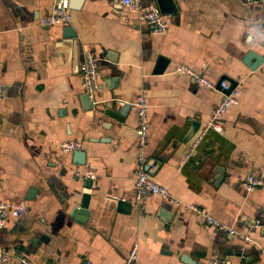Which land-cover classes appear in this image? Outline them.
<instances>
[{"label":"crops","instance_id":"0c3cea01","mask_svg":"<svg viewBox=\"0 0 264 264\" xmlns=\"http://www.w3.org/2000/svg\"><path fill=\"white\" fill-rule=\"evenodd\" d=\"M82 1L70 25L49 26L43 21L54 0H0V80L6 86L0 201L28 206L0 231V251L12 255L8 264H19V256L34 264H123L134 245L137 264H264V187L249 193L245 184L250 173L264 178V63L256 70L244 63L249 53L264 56V2L174 0L168 32L155 35L112 0ZM68 27L75 39L64 38ZM88 50L99 59L92 111L83 108L77 70ZM160 60L163 73L157 72ZM178 65L217 88L176 73ZM220 81L236 83L239 104L223 116L224 133L208 131L186 160L225 98ZM141 90L150 104L152 179L184 204L251 236V243L158 196H149L143 211L133 205V103ZM110 102L117 111L131 105L124 122L105 115ZM66 141L82 143L86 165H75L74 153L61 150ZM88 168L95 175L91 189L77 174ZM84 195L91 196L88 214L74 217ZM110 195L131 203V212H120Z\"/></svg>","mask_w":264,"mask_h":264},{"label":"built area","instance_id":"2783aa9c","mask_svg":"<svg viewBox=\"0 0 264 264\" xmlns=\"http://www.w3.org/2000/svg\"><path fill=\"white\" fill-rule=\"evenodd\" d=\"M120 6L127 9L130 13L135 14L141 23H144L153 34L163 35L168 32L171 25V18L169 15H163L159 6L155 3L145 4L142 0H112ZM246 4H260L264 0H244ZM72 22V10L70 9V0H54L52 13L43 21L44 25L49 26H68ZM176 73L186 75L194 79L195 83L206 89L215 90L217 85L209 79L197 74L195 71L185 65H178ZM80 74L83 81L85 94L94 101L98 92V74H99V59L91 51L85 52L83 63L80 65ZM222 90L225 91V98L216 106L211 120L204 127L202 133L194 140L191 145L190 152L186 156V160L190 159L191 155L199 147L204 139L206 133L210 130L218 133H224L222 119L227 111L239 104L240 91L235 88L231 90V85L225 81L221 83ZM5 84L0 80V102L5 96ZM230 91V93H227ZM120 103V102H119ZM138 116V126L136 134L138 137V155H137V169L134 181V202L133 205L139 210H144L145 200L151 196L161 197L164 201L170 203L172 206L184 209L185 211H192L197 214L204 215L205 221L218 231L226 232L230 235L238 236L244 242H252L249 235H244L236 229L219 222L207 213H204L196 206L186 205L178 198L174 197L169 191L168 187L161 185L154 181L146 169L148 163L146 155V147L149 143L150 136V121L149 99L145 91L141 90L133 103ZM60 148L65 153H74L82 149L80 141H66L61 143ZM78 176L84 179L94 180L95 175L91 168H88L85 173H77ZM246 190L250 193L257 189L264 187V178L255 174H249L245 180ZM112 198L119 201H124L119 197L110 195ZM28 212V206L25 202L20 203H5L0 201V231H2L9 220L18 219ZM11 253L7 251H0V264H8L11 260ZM139 259L138 245H134L126 257L123 264H137ZM19 264H34L25 256L18 257ZM215 264H225L224 261H214Z\"/></svg>","mask_w":264,"mask_h":264},{"label":"water","instance_id":"95a60500","mask_svg":"<svg viewBox=\"0 0 264 264\" xmlns=\"http://www.w3.org/2000/svg\"><path fill=\"white\" fill-rule=\"evenodd\" d=\"M83 1L82 0H70V9H76V6L81 5ZM157 5L159 6L161 12L163 15H170L173 14L174 12L177 11V7L175 5V1L174 0H156ZM64 38L65 39H75L76 38V33L75 31L71 28L68 27L64 30ZM252 60H255V62L253 63ZM244 63L251 69V70H256L257 68H259L263 63H264V56L262 57H258V55H256L255 53H249L245 60ZM161 64H163V61L160 60V64H159V68L157 70L158 73H163L165 71L166 68V64H163L161 66ZM78 73L80 72V68H77ZM223 81L219 82V86L218 88L222 89L221 87V83ZM232 85H231V90L235 89L236 87V83H234L233 81ZM225 92V91H224ZM227 93H230V91H228ZM116 100V99H113ZM81 102L83 104V108L86 111H92L95 108V102L93 100H91L89 98V96L87 94H84L81 96ZM118 102V101H117ZM130 104H126L124 105V107L120 110L117 111L116 109V105L113 102L108 103V105L106 106V111H105V115L111 117L112 119L118 121V122H124V116L127 112L128 109H130ZM73 163L75 165H86L87 160H86V153L82 150L80 151H76L73 154ZM146 169L148 170L149 174L152 175L150 169H149V162L146 165ZM221 173V177L217 180V182H221V180L223 179V175H222V171ZM86 181V188L91 189L93 187V180L91 179H85ZM218 184V183H217ZM91 196L90 195H84L83 201L80 205L77 206V209H75V211L73 212V216L79 218L78 216H87L88 214V210H89V202H90ZM118 210L122 213H130L132 210V204L127 202V201H119L118 202ZM80 222H83V219H78ZM251 220V219H250ZM252 222L254 225H259L260 221L259 220H252L250 221ZM263 227V234H264V225ZM185 259V258H184ZM188 260V261H187ZM189 258H186V263H190Z\"/></svg>","mask_w":264,"mask_h":264}]
</instances>
